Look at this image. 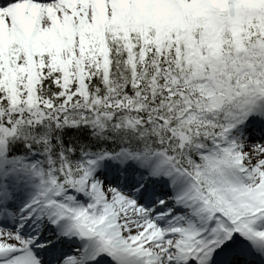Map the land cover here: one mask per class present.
Wrapping results in <instances>:
<instances>
[{"label":"snow or ice","instance_id":"snow-or-ice-1","mask_svg":"<svg viewBox=\"0 0 264 264\" xmlns=\"http://www.w3.org/2000/svg\"><path fill=\"white\" fill-rule=\"evenodd\" d=\"M0 264H264V0H0Z\"/></svg>","mask_w":264,"mask_h":264}]
</instances>
